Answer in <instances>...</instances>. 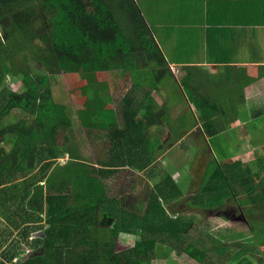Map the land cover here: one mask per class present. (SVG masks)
Listing matches in <instances>:
<instances>
[{
  "label": "trees",
  "instance_id": "16d2710c",
  "mask_svg": "<svg viewBox=\"0 0 264 264\" xmlns=\"http://www.w3.org/2000/svg\"><path fill=\"white\" fill-rule=\"evenodd\" d=\"M164 64L160 46L135 0H0V122L13 111L22 114L15 122L0 124V221L5 212L10 218L20 219L10 229L18 230L15 238L7 245L0 243V264H151L158 256L153 228L163 229L166 235L160 241L171 244L170 248L174 244L167 242L166 236L177 242L195 232L194 215L176 208L184 195L177 180L158 176L154 187L147 185L148 200L152 190L162 186L161 195L169 202L175 201L169 206L177 214L170 216L168 212L166 219L162 218L161 202L154 201L153 209L149 204V209L140 212L126 203L123 194L112 191L115 183H110L127 165L124 154L120 163L111 164L117 156L109 155L110 152L124 151L132 145L135 158L143 161V169L156 163L162 153L163 142L156 139L164 134L150 133L148 126H161V118L169 111L164 104L158 105L153 94L154 89L160 92L162 80L170 76L168 70L159 68ZM138 68L156 69V77L144 89V96L138 92L120 104V125L116 120L108 122L106 110L110 109L99 96V105L93 100L79 109L83 135L90 147L101 138L99 146L104 155L77 157L70 144L73 126L67 108L54 99L51 76L63 72L85 80L89 74L118 69L134 72ZM14 78L20 82L18 88L7 85ZM145 83L146 80L133 83L128 95L140 91ZM95 89V94L102 90ZM91 111H99V115L93 113L95 123H91ZM218 126L216 121L210 122L214 133ZM93 128L106 131L96 133ZM236 162L233 161V169L239 165ZM125 173L127 177L129 173L138 174ZM257 178L245 186L244 192L247 203L260 207L264 214L263 177ZM136 181L132 179L129 187ZM243 182L248 183V178ZM198 183L193 181L191 188L201 191ZM185 187L190 188V181ZM124 206L132 208V214L121 211ZM221 217L231 219L223 213ZM138 231L142 232L138 240L115 250L121 234L135 235ZM21 242L25 246L20 247ZM242 243L215 238L211 247L198 245L187 251L202 264H231L225 262L233 261L237 251L243 250ZM260 245L264 247V239Z\"/></svg>",
  "mask_w": 264,
  "mask_h": 264
},
{
  "label": "crops",
  "instance_id": "0c3cea01",
  "mask_svg": "<svg viewBox=\"0 0 264 264\" xmlns=\"http://www.w3.org/2000/svg\"><path fill=\"white\" fill-rule=\"evenodd\" d=\"M135 1L137 4L141 2ZM138 9L142 12L139 7ZM153 10L157 21L151 19L152 33L166 62L159 68L170 73V76L162 80L160 92L154 89L153 94L158 105L164 104L169 111L167 116L161 118L162 127L154 124L148 126V131L164 134L161 139H156L163 142L160 148L162 161L167 155L166 151L178 142L170 143L171 138L187 139L195 134L196 138L192 139L198 156L206 150H211L215 156L217 153L209 139L216 141L217 149L218 141L221 140L218 135L231 131L236 123L226 121L225 111L228 106L264 108V0H156ZM144 19L149 25L148 20ZM158 30L164 36L165 46ZM139 69L134 72L118 69L94 73H107L112 83L121 87L115 92L112 89L107 91L93 82L90 85L91 91L90 86H87L84 96L90 95L95 101L99 96L106 108L110 109L106 110L110 124L115 120L119 125L122 123L121 117L117 118L120 104L128 96H132L128 95L132 84L146 80L145 87L140 91L135 90V95L139 92L144 96V89L152 84L149 78L154 80L156 77V69ZM69 76L74 79L73 86L77 79L84 80L76 75ZM181 82H185V87ZM96 87H101L102 90L95 94ZM152 88L155 87L152 85ZM99 104L97 101L96 105ZM96 112L99 115V111H91V123H95L93 113ZM186 114H190L192 118L183 121L177 128L172 126L173 121L177 122L180 116ZM210 115L213 117L211 120L203 118ZM211 121L219 124L215 128L216 133L210 127ZM226 123H230L229 126L226 127ZM73 128L81 133L79 137L84 136L80 124ZM93 131L99 133L106 130L93 128ZM101 142L102 139L98 137L91 147L87 139L81 143L83 146L73 143L72 152L77 157L85 155L84 150H88L89 156H103L99 146ZM233 161H237L236 164L243 163L240 158H233ZM137 173L153 187L159 182L158 176L152 180L144 171ZM0 239V243L7 245L9 232ZM16 244L15 241L17 247ZM22 246L25 243L21 242L20 247Z\"/></svg>",
  "mask_w": 264,
  "mask_h": 264
},
{
  "label": "rangeland",
  "instance_id": "374dc122",
  "mask_svg": "<svg viewBox=\"0 0 264 264\" xmlns=\"http://www.w3.org/2000/svg\"><path fill=\"white\" fill-rule=\"evenodd\" d=\"M155 1L156 0H144L143 2L141 0V2L137 4V7L142 11L141 14L148 20L150 25L148 26L151 27V30H153L151 19L157 21L153 10L155 8ZM157 33L165 46V40L161 30H158ZM33 63L31 62L29 64L33 65ZM69 75L76 74H65L61 72L58 75L51 76L50 82L55 101L67 108L73 127L79 125L77 115L79 108L89 106L88 102L93 101L90 95L84 96L85 91L88 89L87 86H90L91 82L103 86L107 91L112 89V91L115 92L118 91V88H121L119 85L112 83L107 73L105 75H85L87 79H77V83L74 86V79ZM76 76H78L77 78H83L79 75ZM151 79L152 77L149 78V80ZM181 83L182 86L185 87V82ZM7 85L18 88L20 82L15 78L9 79ZM131 95L134 96L135 93H131ZM226 109V121H230L231 118L234 117L238 119L235 125L231 127V131L219 135L221 140L218 141L219 147H217V149L216 141H214V139H209V143L213 146L217 154H215L216 156L209 157L210 159L208 158V162L204 160L205 151L202 156H198V151L196 147L193 146L194 140L192 138H196V134L189 136L191 138L187 139H177V137L171 138L169 140L170 143L174 144L176 141L178 142L166 151L165 154L167 155L163 161L160 159L162 156H158L157 162L152 163L149 168L152 167L148 171V168L143 169L140 167L143 161L138 160L140 157L135 158L134 155L136 150L132 145L125 147L124 151H122V149H117V151L109 153V155L116 154L114 156H117L111 160V164L120 163L121 156L124 154V159L127 163L125 171H123V173H118V176L114 178L115 180H112L110 183L112 185L115 183V186L112 187V191L113 189L119 191V193L123 194L124 200H127L129 197L131 201V205L129 206H132V208L136 206L135 208L139 209L140 212H144L149 204L151 205L150 209H153L152 205L155 201L157 203L161 202L164 206V212H162L163 219L168 217V212L170 216L177 214L169 206L170 203L175 201L169 202L166 197L161 195L160 190L162 186L153 189L152 198L148 200L146 197V193L149 190L147 185L151 187V183L148 180L146 181L145 178V182L144 180L141 182V177L138 176V174L129 173V177H127L125 172L135 171L137 173L139 172L138 170H140V172L144 171L152 180L157 176L176 179L184 191L183 197L187 196L188 198L187 203H185V206L181 207V210L190 215H194L195 232L187 234L186 239L179 238L177 242H173L171 238L166 236L167 242L174 244V247L170 248L169 246L171 244L162 243L163 241H160L166 235L163 229L158 226L153 228L151 234L158 240L156 243L158 256L151 264H202V262L192 257L187 249H193L195 246L198 247V245L211 247V242L215 238L222 240V242L232 240H242L243 242V250L240 252L239 249L233 261H226L225 263L264 264V262L262 263L261 261V258H264V247L260 245L261 240L264 239V214L260 207L247 203L249 201L246 199L248 196L244 192L245 186L251 185V182H253L252 180H255L258 175L263 177L264 183V108H249L242 105H234L228 106ZM21 116L22 114L18 111H13L4 121H1L0 124L15 122V119ZM243 116H245V118ZM191 118L192 116L190 114L182 115L177 119V122L173 121L172 126L177 128L183 121ZM80 134L78 130H74L73 128V135L70 140L71 145L76 143L83 146L81 143L84 142L86 138H84L85 136L79 137ZM155 142L157 141L155 140L154 143ZM138 148L137 146V149ZM84 153L85 155L83 157L90 159L88 150H84ZM233 158H240L243 163L233 169ZM56 176H59V173H57ZM192 177H195L194 181L199 182L198 187L201 186V191H198L195 187L189 188L188 190L186 188L187 186L185 187ZM245 177L248 178V183L243 182ZM132 179L134 182L137 180L136 185L129 187ZM58 183L60 184L59 180ZM168 188L172 190V184H169ZM260 191L261 190H257V192ZM112 194L111 192V195ZM196 194L198 195L194 197ZM190 195L192 196L189 198ZM183 197L181 199H183ZM228 205L241 207V211L244 215L243 221L240 218L229 220L217 215V208L224 209V207ZM201 206L204 207V209L201 208ZM132 208L124 206L121 211L129 215L132 214ZM209 208L217 210H207ZM250 208H252V210H250ZM237 213H239V211ZM19 222L20 219L18 218L8 217L7 212H5V215L1 214L0 230L6 233L9 232V241H7V244L17 235V232L15 233L14 231H18L16 228L12 231L10 229L13 226H17ZM249 224L251 227L248 226ZM11 232L14 233V237H10ZM141 233L142 232L138 231L135 235L121 234L116 240L115 250L127 248L141 237ZM3 235L5 234L1 232L0 238ZM220 243L221 241L218 242V244ZM28 250L25 255L30 251ZM16 260L17 257L13 259L14 262H16Z\"/></svg>",
  "mask_w": 264,
  "mask_h": 264
},
{
  "label": "flooded vegetation",
  "instance_id": "af4514ba",
  "mask_svg": "<svg viewBox=\"0 0 264 264\" xmlns=\"http://www.w3.org/2000/svg\"><path fill=\"white\" fill-rule=\"evenodd\" d=\"M211 154H212V151L211 150H208V151L206 150L205 156H204V160H207V162H208V158L211 157V156H213V154L212 155ZM202 155L203 154H201V156ZM193 181H194V177H192L190 179V188H191V185H192ZM125 199H127V198H125ZM187 199H188L187 196L185 198H183V199H179L178 203H176V208H179V210H181V207L182 206H185V203H187ZM125 201H126V203H128V204L131 205V201L129 200V197ZM218 210H220V214L219 215H218V211H217V215L218 216H221V213H223V214L228 215V217H230L231 220L240 218L243 221V216L244 215H243V212H241V207L240 206L239 207H236L234 205H228V206L224 207V209L223 208H220ZM238 211H239V213H237Z\"/></svg>",
  "mask_w": 264,
  "mask_h": 264
},
{
  "label": "water",
  "instance_id": "95a60500",
  "mask_svg": "<svg viewBox=\"0 0 264 264\" xmlns=\"http://www.w3.org/2000/svg\"><path fill=\"white\" fill-rule=\"evenodd\" d=\"M39 233H36V235H38Z\"/></svg>",
  "mask_w": 264,
  "mask_h": 264
}]
</instances>
